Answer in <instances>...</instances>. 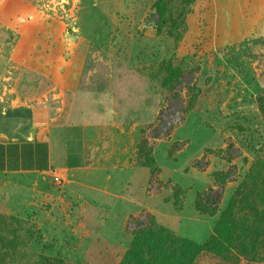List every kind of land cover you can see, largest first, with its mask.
<instances>
[{
    "label": "rangeland",
    "instance_id": "obj_1",
    "mask_svg": "<svg viewBox=\"0 0 264 264\" xmlns=\"http://www.w3.org/2000/svg\"><path fill=\"white\" fill-rule=\"evenodd\" d=\"M174 95L185 117L156 134ZM142 103L145 187L78 201L60 176L0 174V264H264V0H0V132L16 108L58 120L77 104ZM204 193L213 214L196 207ZM150 222L203 249L183 259L148 238L134 250Z\"/></svg>",
    "mask_w": 264,
    "mask_h": 264
},
{
    "label": "crops",
    "instance_id": "obj_2",
    "mask_svg": "<svg viewBox=\"0 0 264 264\" xmlns=\"http://www.w3.org/2000/svg\"><path fill=\"white\" fill-rule=\"evenodd\" d=\"M92 76L89 79H94ZM109 88L96 90L114 96V89ZM85 92L95 93V88L80 91L82 95ZM80 93L77 92V99L84 97ZM144 105L140 110H85L77 104L75 110H60L58 120L51 117L50 108H16L12 118L14 132H0V174L60 176L65 193L78 201H85L81 192L86 189L110 195L111 184L129 189L139 188L142 183L145 187L146 167L139 163L138 145L152 112L147 110L149 106L143 110ZM31 120L34 123L26 133L24 129ZM116 170L120 172L115 173ZM116 176L122 181H114Z\"/></svg>",
    "mask_w": 264,
    "mask_h": 264
},
{
    "label": "trees",
    "instance_id": "obj_3",
    "mask_svg": "<svg viewBox=\"0 0 264 264\" xmlns=\"http://www.w3.org/2000/svg\"><path fill=\"white\" fill-rule=\"evenodd\" d=\"M262 105L264 106V104ZM205 197H206V193L198 196V198L196 199V207L202 214H206V215L213 214V210H208L204 208V205L202 204V202L205 200ZM222 227H223V223L221 222H219L216 226V235L217 237L221 239L224 237L223 232L221 231ZM148 238L157 239L158 241L161 242V244L168 243L169 249H171L172 253L176 251L174 248H178L181 254V258H182V255H184L183 259L186 258L187 256H190V253L193 254V256H198L201 250L203 249L201 246H198V245L187 247L185 242L178 241L166 231L162 230L161 228L159 229L158 227H155L153 222L152 223L150 222L146 228L145 241L143 242V244L138 240L134 243L133 249L140 251L142 249V246H144V244H147ZM43 263L44 264H63L61 261H50V260H43Z\"/></svg>",
    "mask_w": 264,
    "mask_h": 264
},
{
    "label": "built area",
    "instance_id": "obj_4",
    "mask_svg": "<svg viewBox=\"0 0 264 264\" xmlns=\"http://www.w3.org/2000/svg\"><path fill=\"white\" fill-rule=\"evenodd\" d=\"M171 99L173 100L166 103L156 116V134L170 133L185 117V105L182 102V98L174 95Z\"/></svg>",
    "mask_w": 264,
    "mask_h": 264
}]
</instances>
